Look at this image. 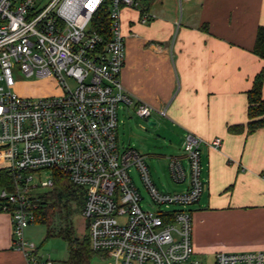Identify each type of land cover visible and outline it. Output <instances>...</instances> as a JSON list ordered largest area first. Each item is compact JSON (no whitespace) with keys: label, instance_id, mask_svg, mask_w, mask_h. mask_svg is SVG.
I'll return each instance as SVG.
<instances>
[{"label":"built area","instance_id":"built-area-1","mask_svg":"<svg viewBox=\"0 0 264 264\" xmlns=\"http://www.w3.org/2000/svg\"><path fill=\"white\" fill-rule=\"evenodd\" d=\"M108 6L109 25L98 30L100 11ZM136 0H0V164L14 188H1L0 208L11 215L13 246L29 264H60L38 254L25 231L35 222L40 188H52L64 173L85 190L82 211L92 248L102 264H204L193 259V216L189 207L204 192L201 144L187 133L184 155L169 158L174 181H188L182 192L161 191L144 156L120 150L118 108L133 106L150 118L166 110L136 99L123 85L126 41L122 8ZM145 15L143 22H148ZM17 68L25 77L45 81L56 92L23 96L14 92ZM210 145L219 148L221 138ZM186 159V165L184 160ZM135 167L154 204L131 177ZM264 178V172L261 174ZM38 179V181L36 180ZM215 264H264V250L218 252Z\"/></svg>","mask_w":264,"mask_h":264},{"label":"crops","instance_id":"crops-1","mask_svg":"<svg viewBox=\"0 0 264 264\" xmlns=\"http://www.w3.org/2000/svg\"><path fill=\"white\" fill-rule=\"evenodd\" d=\"M121 24L123 85L136 99L166 110L149 119L172 144V156L183 157L187 133L203 139L204 192L189 207L193 259L215 264L218 252L264 250V127L228 130L247 123L248 91L264 74V59L253 52L264 0H150L145 11L139 4L123 7ZM215 138H221L219 148L210 145ZM176 183L180 190L170 193L188 188V181ZM0 264H29L13 246L5 211Z\"/></svg>","mask_w":264,"mask_h":264},{"label":"rangeland","instance_id":"rangeland-1","mask_svg":"<svg viewBox=\"0 0 264 264\" xmlns=\"http://www.w3.org/2000/svg\"><path fill=\"white\" fill-rule=\"evenodd\" d=\"M14 77L17 85L14 92L23 96H40L56 92V87L45 81H37L34 78H27L24 74L15 68ZM118 144L120 150L126 148H135L144 159L149 167L152 180L155 185L162 191L173 192L180 190V184H177L169 170V158L172 157L173 148L169 140L164 139L157 125H149L152 119L142 118L135 112L133 106L127 107L121 104L118 108ZM167 137V136H166ZM186 163V159H185ZM53 176V172L46 170L42 174V179H48ZM131 177L136 187L140 191L143 200L142 206L146 210L160 211L164 210L165 206H158L153 203L149 192L145 187L138 170L133 167ZM38 181V179H36ZM48 188H40L34 194H42ZM1 192V188H0ZM76 234L82 238L87 233V224L81 214H77L73 218ZM26 237L31 242H34L38 247V254L42 257H50L56 261L63 262L68 257V244L60 237L46 238V226L40 223H32L26 228ZM103 259L100 256H94L92 264H102ZM206 264H213L208 261Z\"/></svg>","mask_w":264,"mask_h":264},{"label":"trees","instance_id":"trees-1","mask_svg":"<svg viewBox=\"0 0 264 264\" xmlns=\"http://www.w3.org/2000/svg\"><path fill=\"white\" fill-rule=\"evenodd\" d=\"M145 11L150 0H136ZM98 30L102 25L108 27V6L104 7L96 18ZM103 31L105 29H102ZM253 52L264 59V26H260L256 33ZM264 82L263 72H259L252 88L248 91V121L246 124L230 125L228 130L232 133L247 131L253 132L264 127V98L262 88ZM55 184L46 192L37 195L38 206L35 209V222L46 226V238L60 237L68 244V257L60 264H92L94 256L100 253L91 246L90 236L87 233L80 238L76 234L73 218L81 214L85 205V190L72 182L64 173L54 172ZM9 190L14 188L10 173L0 168V188ZM2 202L0 200V206ZM0 211L2 209L0 208ZM101 256V255H100Z\"/></svg>","mask_w":264,"mask_h":264},{"label":"water","instance_id":"water-1","mask_svg":"<svg viewBox=\"0 0 264 264\" xmlns=\"http://www.w3.org/2000/svg\"><path fill=\"white\" fill-rule=\"evenodd\" d=\"M152 124H154V123L150 121V122H149V125H152Z\"/></svg>","mask_w":264,"mask_h":264}]
</instances>
